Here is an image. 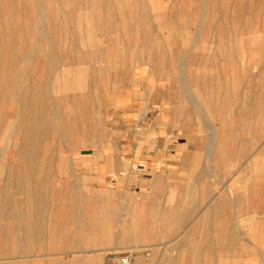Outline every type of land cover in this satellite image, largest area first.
<instances>
[{
  "label": "rangeland",
  "instance_id": "1",
  "mask_svg": "<svg viewBox=\"0 0 264 264\" xmlns=\"http://www.w3.org/2000/svg\"><path fill=\"white\" fill-rule=\"evenodd\" d=\"M125 90L245 133L215 220L184 231L214 222L192 264H264V0H0V264L143 261L154 194L85 172L127 143Z\"/></svg>",
  "mask_w": 264,
  "mask_h": 264
},
{
  "label": "crops",
  "instance_id": "2",
  "mask_svg": "<svg viewBox=\"0 0 264 264\" xmlns=\"http://www.w3.org/2000/svg\"><path fill=\"white\" fill-rule=\"evenodd\" d=\"M127 96L128 102L116 105V98L125 100ZM112 108L127 127L123 135L127 143L100 149L85 172L104 191L129 195L149 188L154 194L147 197L151 205L144 231L148 254L135 264H186L190 260L192 264L199 257L198 237L215 234L210 227L214 222L210 223L215 220L217 205L224 203L215 195L216 181L223 179L218 174L220 165L225 164L231 148L246 145L245 133L226 125L215 130L211 122L201 128L194 112L178 111L172 101L153 98L147 92L125 90L114 98ZM152 185L159 187L154 190ZM253 203L247 198L248 206ZM204 219L210 222L209 228L200 229L192 222L184 231L185 220ZM184 234L196 239L185 243ZM186 252L191 256H183ZM89 263L93 261H75Z\"/></svg>",
  "mask_w": 264,
  "mask_h": 264
},
{
  "label": "built area",
  "instance_id": "3",
  "mask_svg": "<svg viewBox=\"0 0 264 264\" xmlns=\"http://www.w3.org/2000/svg\"><path fill=\"white\" fill-rule=\"evenodd\" d=\"M131 253L125 254L122 258L119 260V264H131Z\"/></svg>",
  "mask_w": 264,
  "mask_h": 264
},
{
  "label": "bare ground",
  "instance_id": "4",
  "mask_svg": "<svg viewBox=\"0 0 264 264\" xmlns=\"http://www.w3.org/2000/svg\"><path fill=\"white\" fill-rule=\"evenodd\" d=\"M41 19H42V17H41ZM43 20V19H42ZM18 117V116H17ZM256 170V169H255Z\"/></svg>",
  "mask_w": 264,
  "mask_h": 264
}]
</instances>
